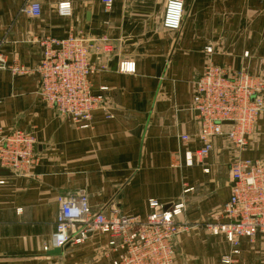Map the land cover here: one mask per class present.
Listing matches in <instances>:
<instances>
[{
  "label": "crops",
  "instance_id": "obj_1",
  "mask_svg": "<svg viewBox=\"0 0 264 264\" xmlns=\"http://www.w3.org/2000/svg\"><path fill=\"white\" fill-rule=\"evenodd\" d=\"M25 2L39 4L40 15L22 14ZM70 2L71 15L62 17L57 0H0V49L9 64L32 70L42 59L39 40L77 35L87 42L90 59L96 56L89 81L92 93L104 98L90 127L76 128L43 103L33 72H0V129L32 133L38 156L23 176H1L0 264H110L117 257L101 234L53 252L60 196L83 190L93 211L113 202L120 213L141 218L149 199L181 204L182 221L190 224L207 220L229 198L228 163L236 152L226 139L214 140L204 166L184 163L186 151L200 148L191 110L194 82L209 62L259 71L264 0H183L176 33L162 27L166 0H112L109 8L102 0ZM125 63L134 65L133 74L120 72ZM180 135L192 141L183 145ZM239 155L264 160V115ZM174 245V264H219L231 250L222 236L202 228L181 234ZM234 264H264V237L254 245L241 240Z\"/></svg>",
  "mask_w": 264,
  "mask_h": 264
},
{
  "label": "built area",
  "instance_id": "obj_2",
  "mask_svg": "<svg viewBox=\"0 0 264 264\" xmlns=\"http://www.w3.org/2000/svg\"><path fill=\"white\" fill-rule=\"evenodd\" d=\"M102 3L109 8L112 0ZM56 11L69 17L70 0H57ZM20 12L36 18L41 10L39 4L25 2ZM183 16V0H166L163 29L179 32ZM38 43L43 50L42 59L32 70L9 64L0 49V72L20 76L33 72L38 76L39 96L48 108L76 128L90 127L92 113L104 98L102 93L94 95L91 91L89 77L95 67L90 63L87 42L77 35H68L62 40L46 37ZM103 50L106 53L109 48ZM205 52L211 54L212 48L206 47ZM248 57L244 53L243 58ZM258 65L259 71L251 72L247 65L231 70L209 62L194 82L191 110L197 113L196 140L200 148L184 153L185 166H204L217 138L226 139L236 152L228 163L229 198L210 212L207 220L184 222L183 205L164 206L155 199L147 201L148 212L143 218L120 213L113 202L106 211H93L86 192L81 190L57 199L52 247L63 249L83 243L92 234H101L109 237L108 249L117 253L110 264H174L173 241L193 228H202L210 235L222 236L231 247L219 264H234L241 240L254 245L256 237H264V160L242 159L239 155L248 146L258 118L264 115V59ZM120 72L133 74L134 65L125 63ZM178 138L183 145L192 141L189 135ZM35 147L32 133L20 129L4 133L0 129V170L23 176L38 160ZM203 172L207 174L208 168L203 167Z\"/></svg>",
  "mask_w": 264,
  "mask_h": 264
},
{
  "label": "water",
  "instance_id": "obj_3",
  "mask_svg": "<svg viewBox=\"0 0 264 264\" xmlns=\"http://www.w3.org/2000/svg\"><path fill=\"white\" fill-rule=\"evenodd\" d=\"M96 58V56H92L90 59V63H93V60ZM116 66H117V59L114 58L113 62H112V68L113 70H116ZM7 175H11L8 171L6 170H0V176H7ZM54 253H60L61 250L60 249H56L53 251Z\"/></svg>",
  "mask_w": 264,
  "mask_h": 264
},
{
  "label": "rangeland",
  "instance_id": "obj_4",
  "mask_svg": "<svg viewBox=\"0 0 264 264\" xmlns=\"http://www.w3.org/2000/svg\"><path fill=\"white\" fill-rule=\"evenodd\" d=\"M7 56V55H6ZM5 72V71H4ZM59 118H61V117H59ZM63 119V118H62ZM175 241V240H174ZM174 241H173V244H174ZM250 245V244H249ZM174 250H175V245H174ZM175 256H176V253H175Z\"/></svg>",
  "mask_w": 264,
  "mask_h": 264
}]
</instances>
